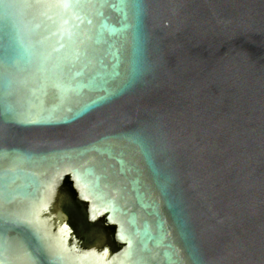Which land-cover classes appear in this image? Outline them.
<instances>
[{"label": "water", "instance_id": "1", "mask_svg": "<svg viewBox=\"0 0 264 264\" xmlns=\"http://www.w3.org/2000/svg\"><path fill=\"white\" fill-rule=\"evenodd\" d=\"M0 264H264V0H0Z\"/></svg>", "mask_w": 264, "mask_h": 264}]
</instances>
